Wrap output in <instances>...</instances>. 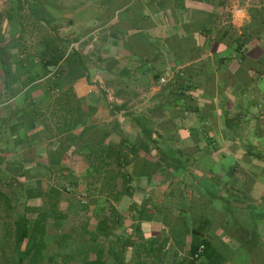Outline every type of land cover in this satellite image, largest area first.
Here are the masks:
<instances>
[{
    "label": "crops",
    "instance_id": "0c3cea01",
    "mask_svg": "<svg viewBox=\"0 0 264 264\" xmlns=\"http://www.w3.org/2000/svg\"><path fill=\"white\" fill-rule=\"evenodd\" d=\"M37 9V42L0 39V92L32 155L23 177L3 154L10 199L79 221L106 264H191L200 240L216 257L192 264H264V0Z\"/></svg>",
    "mask_w": 264,
    "mask_h": 264
},
{
    "label": "trees",
    "instance_id": "16d2710c",
    "mask_svg": "<svg viewBox=\"0 0 264 264\" xmlns=\"http://www.w3.org/2000/svg\"><path fill=\"white\" fill-rule=\"evenodd\" d=\"M34 3L36 2L32 3L31 0H11L12 13L8 20L13 21L17 15H20V12L25 8V4H27V7L32 10L33 15L36 17L41 10L37 9L39 3ZM5 81L8 84L9 75L7 70H5ZM5 92V95L0 92V164L7 158V155H3L4 153L12 155L13 158L7 160L5 163L11 166V170L14 173H19L25 177L26 164L31 161L32 155L25 149L26 133L21 129L24 124L19 123L17 119L13 121L9 119L12 110L11 106L5 103L9 99H7V96L11 97L12 91L7 89ZM2 113L3 116L1 115ZM15 132L19 133V138L13 135ZM20 148L22 152L15 153ZM27 190L30 189L28 188ZM27 198H30V196ZM24 204L25 212L22 217L17 218L15 223V246L12 264H69L73 261L78 262V264H106L104 249L100 251L91 250L89 243L91 235L88 233L87 227H84L85 232L83 235L77 234L75 236V231L72 228H67L68 219H59L60 223L58 222V225H51L48 223L50 212L47 210L39 213L36 218H30L26 212L31 207H28L27 202H24ZM88 204L83 205L87 208ZM53 207L55 208L56 206L54 205ZM105 223V219L100 220V227H105ZM58 230L60 231L58 232ZM53 232H58V234ZM53 245L56 253L52 252L51 248ZM201 245H204L205 248L199 252ZM92 252L97 254L95 259L90 258ZM196 254H198L197 258L195 257ZM214 254H216V251L211 248L210 243L206 240L197 241L192 247L193 261L191 264L194 263V260L201 257L214 259L216 257L213 256Z\"/></svg>",
    "mask_w": 264,
    "mask_h": 264
},
{
    "label": "rangeland",
    "instance_id": "374dc122",
    "mask_svg": "<svg viewBox=\"0 0 264 264\" xmlns=\"http://www.w3.org/2000/svg\"><path fill=\"white\" fill-rule=\"evenodd\" d=\"M33 1H37L38 3H41V1L44 0H33ZM10 6H11V0H0V15L4 14V16L6 17V10L10 8ZM29 14H30V9L27 7V4H25V8L24 10L21 11L19 18L16 19L14 22H12L9 25V27H7L4 24V21L0 20V39L5 34L17 35L20 33L29 34V32H32L33 37L37 42L41 36L42 30L40 26H36L37 23L34 20H32L31 22ZM3 175L0 176L4 177ZM12 188L13 187L8 185V183L5 180L0 181V264L13 263L12 260L14 255V246H15L14 244L15 223L18 218L17 217L18 213H20L21 209L24 208V205L21 204L18 200L15 201L13 199L12 201L10 199V195L12 194L13 191ZM79 223H80L79 221H75L73 219L68 220L67 228L68 229L72 228V230H74L75 233H77L78 230H76L75 228L78 227ZM51 249L52 252L56 253L54 245L52 246ZM70 264H77V262L73 261Z\"/></svg>",
    "mask_w": 264,
    "mask_h": 264
},
{
    "label": "built area",
    "instance_id": "2783aa9c",
    "mask_svg": "<svg viewBox=\"0 0 264 264\" xmlns=\"http://www.w3.org/2000/svg\"><path fill=\"white\" fill-rule=\"evenodd\" d=\"M167 81V79L165 77H162L161 78V82L162 83H165ZM74 188L73 187H67V191L71 192L73 191ZM76 196L77 198L80 200V202L84 205L88 204L89 203V198H88V194L85 193V192H78L76 193ZM205 248L204 245H201L200 248H199V252L203 251V249ZM195 257L197 258L198 257V254L195 255Z\"/></svg>",
    "mask_w": 264,
    "mask_h": 264
}]
</instances>
